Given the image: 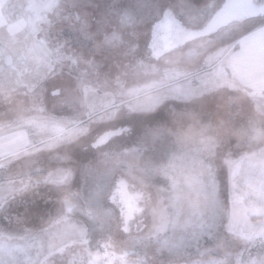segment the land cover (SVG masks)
Instances as JSON below:
<instances>
[{
	"label": "clouds",
	"instance_id": "obj_1",
	"mask_svg": "<svg viewBox=\"0 0 264 264\" xmlns=\"http://www.w3.org/2000/svg\"><path fill=\"white\" fill-rule=\"evenodd\" d=\"M252 6L55 0L16 38L22 70L0 68V264H93L108 241L137 247L138 264H264V173L262 194L245 196L261 214L240 219L251 178L229 166L264 157V108L213 83H237L264 34ZM138 125L154 135L129 166L117 139ZM193 127L203 138L182 143ZM122 181L143 194L131 214L116 195Z\"/></svg>",
	"mask_w": 264,
	"mask_h": 264
},
{
	"label": "rangeland",
	"instance_id": "obj_2",
	"mask_svg": "<svg viewBox=\"0 0 264 264\" xmlns=\"http://www.w3.org/2000/svg\"><path fill=\"white\" fill-rule=\"evenodd\" d=\"M55 0H0V36L6 37L4 44L0 45V68L8 76H14L22 69L20 67V61L11 50L15 45L16 38L25 32L26 29L34 26L46 11H50L54 5ZM258 20V19H256ZM222 75L217 77V81L213 83L217 88L229 87ZM147 92V88L144 90ZM136 96H133L135 99ZM214 107V102L212 104ZM223 130L227 132L229 130L228 125L223 126ZM203 128H188L179 133V139L184 144L195 143L198 139L203 138ZM257 137H259V130L256 129ZM117 139V143L128 149L127 163L129 166H135L139 154L144 150L146 144L142 142L141 138L144 137L150 141L154 133L145 128L143 125H138L136 130L132 133L124 131L120 132ZM175 166L177 169L185 170L184 174L188 175L190 169L183 162L177 159L169 161V166ZM229 166L237 176L248 175L251 178V182L245 184L238 194L239 204L233 209L235 215L240 219H246L248 216H257L261 214L259 208L252 206V201L249 200L245 203V196L251 195L253 197H259L261 193V181L260 175L264 173V157H250L243 161L229 162ZM127 191L130 194L138 197L137 201L141 199L142 192L138 190H130L132 185L124 182ZM71 202H69V207ZM67 227L69 229L75 226V220L69 216L66 218ZM166 227V223L162 222L160 225V231L163 232ZM139 249L131 245L122 247L119 244L112 243L111 241L104 242L101 245L99 251L92 252L93 264H138L140 259L138 255Z\"/></svg>",
	"mask_w": 264,
	"mask_h": 264
},
{
	"label": "crops",
	"instance_id": "obj_3",
	"mask_svg": "<svg viewBox=\"0 0 264 264\" xmlns=\"http://www.w3.org/2000/svg\"><path fill=\"white\" fill-rule=\"evenodd\" d=\"M264 42V34H257L256 43L249 47L243 70L236 69V80L224 78L229 87H238L243 95L250 98V103L259 111L264 108V60H261L257 44ZM250 89V92H245Z\"/></svg>",
	"mask_w": 264,
	"mask_h": 264
},
{
	"label": "water",
	"instance_id": "obj_4",
	"mask_svg": "<svg viewBox=\"0 0 264 264\" xmlns=\"http://www.w3.org/2000/svg\"><path fill=\"white\" fill-rule=\"evenodd\" d=\"M251 3H252L253 6L249 10L250 17L253 18V19H259L261 16H264V8H262L259 5L258 0H251ZM105 139H107V137H105ZM117 189H118V194L121 195L120 200L125 203V206L129 210V214H131L133 212V209L135 208V206L134 205H130L131 196H129L127 194V190L125 188L124 183L121 182L118 185Z\"/></svg>",
	"mask_w": 264,
	"mask_h": 264
},
{
	"label": "flooded vegetation",
	"instance_id": "obj_5",
	"mask_svg": "<svg viewBox=\"0 0 264 264\" xmlns=\"http://www.w3.org/2000/svg\"><path fill=\"white\" fill-rule=\"evenodd\" d=\"M125 132V131H124ZM119 136H121V135H119ZM121 183V182H120ZM122 183H124L123 181H122ZM124 185H125V183H124ZM125 188H126V185H125ZM126 190H127V188H126ZM127 194L129 195V196H131V201H130V205H134L135 206V208L133 209V212L135 211V209H136V204H137V199H138V197H136L135 195H133V194H130L128 191H127ZM116 195L119 197V199L121 198V195H119L118 194V189H116ZM123 202V201H122ZM124 203V202H123ZM125 204V203H124ZM127 205V204H126Z\"/></svg>",
	"mask_w": 264,
	"mask_h": 264
}]
</instances>
